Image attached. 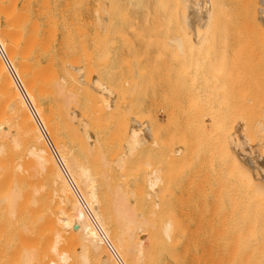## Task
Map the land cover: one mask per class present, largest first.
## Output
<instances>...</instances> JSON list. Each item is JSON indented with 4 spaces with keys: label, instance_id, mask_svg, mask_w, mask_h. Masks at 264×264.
Returning <instances> with one entry per match:
<instances>
[{
    "label": "bare ground",
    "instance_id": "1",
    "mask_svg": "<svg viewBox=\"0 0 264 264\" xmlns=\"http://www.w3.org/2000/svg\"><path fill=\"white\" fill-rule=\"evenodd\" d=\"M172 1L159 14L163 20L169 19H166L169 22L166 32L172 30L170 23L179 24L173 26L172 35L164 34L166 42L175 47H166L170 49L168 52L175 50V55L170 54L171 60L165 65L169 67L180 61L175 64L180 80L177 88L184 98L171 106L159 99L140 98L141 94L146 97L138 92L146 84L144 80L141 84L132 81L138 84L137 90L127 79L117 82L107 74L111 45L115 41H108L109 45L101 42L105 38L101 32L105 33L107 23L112 27L115 18L112 13L113 19L106 16L99 19L103 13L87 22L81 8L71 7L69 0H0V43L82 200L124 264H264V148H259L264 147V142L262 146L257 142L264 138L261 134L264 123L259 122L264 119L257 115L260 120L256 119L257 123L252 125V114L249 116L241 108L233 109V100L230 104L226 99L225 104L229 105H225L223 99L212 98L220 101L216 103L208 98L211 92H216L212 89H217V76H222L223 69L221 58H210L214 38L211 25L208 28L206 22L212 1L209 4L203 1V8L201 2L193 0ZM200 8L205 10L201 11L204 14ZM213 11L208 15L212 16ZM109 28L105 36L114 40L116 34L109 37ZM120 32L117 31V36ZM158 53L155 59L160 60L162 56ZM116 70L120 71V67ZM140 70L133 71H139L142 77L144 69L142 73ZM132 76L133 79L135 73ZM211 81H216L215 85ZM223 90L222 96L226 93ZM203 103H207L206 110L213 114L205 112L203 122L209 114L207 122L210 120L217 128L213 134L210 132L213 127L206 122L210 128L202 132L212 133L214 142L227 146L225 149L229 151L222 152L221 148L223 155L219 154L230 161L224 166L225 171L229 169L226 174L239 175L235 178L239 188L235 180L227 181L230 176L223 182L234 184L229 188L239 192L236 195L234 190L233 195H228L226 190L220 196L215 189L218 196L216 192L207 198L203 194L204 209H201L199 198L190 195L182 185H176V180L190 179L188 186L192 187V173L183 169L171 171L164 163L179 160L181 164L180 159L186 158L183 152L199 143L195 142V134L201 131L202 126L197 128L204 117ZM227 106L235 113L240 109L241 115L245 114L247 120L249 117V123L244 124L246 119L242 120L243 116L237 112L241 116L239 121L243 122L237 124L239 117L233 115V110L229 114ZM166 111L175 117L170 115L169 119ZM197 113L203 115L199 117ZM249 126H254L255 134L259 133H251ZM222 134L227 135L228 143ZM260 134L262 139L257 137ZM204 140L201 142H208ZM209 142V146L213 145ZM216 147L219 152L220 146ZM209 155L208 162L214 157V150ZM202 157L205 159V155ZM223 157L219 164L225 160ZM211 162L214 161L210 160V166ZM234 167L238 175H234ZM197 172L196 169L194 173ZM209 179L204 181L205 186ZM223 182L219 183L220 188ZM199 184L203 186L202 182ZM203 188L199 191L206 190ZM0 264H120L62 172L1 56Z\"/></svg>",
    "mask_w": 264,
    "mask_h": 264
},
{
    "label": "rangeland",
    "instance_id": "2",
    "mask_svg": "<svg viewBox=\"0 0 264 264\" xmlns=\"http://www.w3.org/2000/svg\"><path fill=\"white\" fill-rule=\"evenodd\" d=\"M69 1L71 4V7H74L75 5H77V6H79V9L81 8L80 12L82 13L83 18L84 19L86 18L85 21H87V22L90 18L92 20H93V18L98 19L99 17H101V15H103V13L105 14V15H103L104 17L102 16L99 19H105L106 17H107V19L108 18L113 19L114 15H115V18L113 19L114 23L112 22L113 23L112 27L109 28L110 27V26H108L109 23H107L106 25L108 27L105 25L104 26L105 29H103L105 31V33H107L108 28H109V34H108L109 37L112 34H113L112 36H114L116 34L115 35L116 37H113L114 40L110 39L111 37L109 39H107L108 36H105L107 34H105L104 32H101L102 37L103 36L105 38L107 37L106 39L101 38V42L103 40V42H105V43L107 42V45L110 44V43L108 44V41H115L114 44L116 43V46L113 44V42L111 43V44H113V45H111V47H112L111 48V55L112 56L110 55L111 58H109V60H110V62L108 64L109 70L107 73V74L112 76L114 81L117 80V82H118L122 78L124 81L127 79L126 82L128 81V83H129V81L132 83L133 80H135V81L138 80V82H137L138 84L146 82V84L148 85L146 87L147 90L145 88L146 84L144 83L143 85H141V87L144 86V87H142L143 89L141 88V90L138 91L140 93H145L146 97L144 96V94L139 95V97L140 98H147V99H152V98L153 99H159L161 101L167 102L168 104L164 103V105L167 104L168 106L173 105L174 101L176 102V101H179V100L184 98L180 94L179 89L177 88V84L179 83L180 80L178 78V73L176 70L177 67L175 64H178V62H180V61L177 60L176 61L177 63L174 61L175 63H173V64L169 63L171 65L169 67H167V65H165V63L168 64V60H171L170 54L171 55L174 54L175 50L171 49V50H173L172 53H171V51L168 52L170 49L167 50L166 47L169 46L167 48H170L172 46V44H170L169 41L166 42L167 39L165 40L164 38L166 37L167 34H169V36L172 35L173 34V31H172L173 26L177 27V26H179V24H177L175 22L170 23L172 30H171V32L167 31V32H169V33H167L166 29L169 27V25L167 26V24H169V22L166 21L167 17H165L166 19L163 20V16H161L159 14L163 10H167L169 8L170 4L173 2L172 0H113V1H111V0H83V1L82 0H78V1L77 0L76 1L75 0H69ZM193 1L194 2L196 1L197 3L201 2L200 7L203 8L202 3L205 5V3L206 2L208 3L209 0H193ZM203 1H205V3ZM211 1L213 4L211 3V5H210L208 3L209 9L205 7L206 10L208 9L207 10L208 12L206 11L208 14H210L211 10L213 11V7H214V11L212 13L213 17L208 15V14H207L208 18H207V16L205 17L208 20L206 22V24H207L206 26H208V28H209V26L211 25L210 26V28L212 29L211 35L214 38V40H212L213 41L212 42L213 48L210 50L211 51L210 58H211V60L212 59L219 60V58H221L220 63H221V67L224 70L222 69V71H221L222 76L220 75L221 72L219 74L220 76H217V78L219 80V81H217V82H219L218 84L216 83V81L210 82L212 86L215 85V83H216L217 89L213 88L212 90L213 91L216 90V92L215 93L211 92V96L208 98L210 100H212V98L213 99L217 98L220 101L222 99H223V101H225L227 99V101L230 104H231V101L233 100L234 102L232 101V104H231L232 108L233 109L241 108V110L244 113H247L248 115L252 114V116L250 118L252 120V122H250V124L252 123V125H255V124H253V122L257 123V121H256V119H258V118H256L257 115L260 116L259 118L264 119V117H262V115L264 116V0H211ZM211 1H209V2H211ZM181 2L184 3L185 0L184 1L182 0ZM105 5H107L108 7L105 8ZM98 6L100 7L99 9H101V11L98 9ZM210 6L212 7V9ZM202 8H200L201 10L199 9L200 12L203 10ZM105 9H106V11H104ZM92 11H94V12H92ZM203 11H205V10H203ZM106 12H108L109 14L106 15ZM110 13H112L114 15H110ZM201 13H203V12H201ZM97 15H100V16L97 17ZM117 15H118V17H117ZM210 17H211V19H210ZM209 19H210V21H209ZM90 20H89V22H90ZM167 20H169V19H167ZM162 22H164V23H162ZM115 27H117L118 30ZM131 28H132V30H131ZM117 31H121L120 32L121 35L117 36ZM102 33H104V34H102ZM164 34H166V35H164ZM121 37H123L122 40H121ZM163 42H164V47H162ZM221 43L223 46H221ZM117 44H118V46H117ZM172 48H175V47L172 46ZM116 50H117V52H116ZM158 52H160L161 53L160 55L162 56L160 58V60H157L158 56L156 57V55H159ZM164 52L168 53L167 56L165 55ZM218 52L219 53L221 52V54H218ZM143 53H145V54H143ZM222 53L223 54L225 53L224 54L225 56ZM214 55H215V57H214ZM219 55H222V57H219ZM119 56H121V57H119ZM169 56H170V58H169ZM140 57H143L144 59L142 58L143 60H141ZM176 57H177V59L179 58L178 55ZM124 58H126L125 59L127 61L126 63H128L129 66L125 64ZM137 58L138 59L140 58L141 62H138ZM155 58H157V59H155ZM225 60L227 63L225 62ZM117 61H118V64L119 63L121 64V62L123 61L122 64H124V66L122 64H121V66H120V64L118 65ZM133 62H134V65L132 64ZM135 65H137L138 67H136ZM119 67H120V71L118 70L119 71L118 72L116 70V68L119 69ZM121 67H123L122 71H121ZM134 68H135V70H138L140 68L142 70L144 69L143 70L144 75L142 74V77H141V74H139L140 73L139 71H138L139 73L136 71H133ZM136 68H138V69H136ZM152 68H153V70H152ZM165 68L169 69L168 73L166 72L167 69H165ZM129 69H130V71H129ZM147 69H149V70L151 69V70L149 71ZM142 70H140L141 73H142ZM113 71H116V73L117 72L118 73L117 74L115 72L113 73ZM133 72L135 73V76L132 79L131 77H133L132 75H134ZM165 72H166V74H162ZM110 73H113V74H110ZM136 73H138L139 79H137L138 75ZM223 73L225 75H223ZM159 76L162 78L159 79ZM123 80H122V82H123ZM142 80H144V82H142ZM138 84H133V85H135L136 89L139 88L138 86H136ZM219 84H220V86H219ZM221 84H223L224 87ZM224 88H225V90H223ZM136 89H134V91H135V93H138V92H136L138 89L137 90ZM222 90L224 92H226L227 94L225 93V95L222 96L223 95V93L221 94ZM146 92H147V94H146ZM193 97H196V96L194 95ZM189 98H191V97H189ZM196 99H197V97H196ZM196 99H193V100H196ZM217 99L212 100V101L216 102ZM220 101L219 102L217 101L216 103H220ZM227 101H225L224 104L227 103ZM216 103H215V105H217ZM234 103H236V105ZM195 105H197V104H195ZM203 105H204L203 109H205V110H202L201 112L204 111V113H203L204 115L202 113L201 114L197 113V114L199 115V117H201L202 115L204 117L201 118V120L199 119L200 120V122L198 123L199 126L195 122V124H196L195 128H196V126H198L197 129H199V127L202 126L200 129L201 131H196V133L198 135L199 134H201V135L198 136L195 134V142L198 141L199 143L195 146H191V148L193 147V149L195 147L194 152L196 151V153H195L196 155L194 154V152L192 153L193 149H190V150H186L188 152H191L190 154L187 153L186 151L183 152V155L186 154V158L184 157L183 159H185V160L189 159V161H187V160L183 161V159H180V160H182V161H180L181 162V164H180L178 162L179 160H177V161L175 160V161L170 162V163H167L168 162V160H167V162L165 161V163H164V164H167V166H170L168 168L171 171H174V170L180 171L183 169V170H185V171L187 170V171H189V173L193 174V176L191 174V178L193 177V179H194V180L192 179L194 182V183H192L193 184L192 187L188 186V183L190 184V182H188V180L190 181V179H188L186 181L185 180H181V181L176 180V185L177 186L182 185L181 187H185L187 189V192H189L190 195L199 198V206H201L199 208H201V209H204L203 208L204 202H202V200L205 198V195L207 198L208 196L213 195V193L216 192V190L218 193L219 192L221 193L220 196H222L226 192L228 195L229 194L231 195L233 192H235L234 190H236V189L229 188V186H231V185L234 186V184L230 185L229 183L223 182V180L226 181L228 176H230V175L226 174V173H229V172H227L229 169H227V171H225L227 167L224 168V166L227 165V163L230 164V161H229L228 157L227 158L223 157L219 153H222L223 150L225 149V147H227V146L223 147L221 144H217L216 140L214 142V139H216V138H215V135H213V134H215L214 129L217 128V126L215 125L216 127L214 128L213 124L210 123L211 122L210 120H209V122H207V120L209 119V114H210V116L213 114L211 112H209L208 110H206L205 105H207V103H203ZM225 105H229V104H225ZM237 105H239V106L235 107ZM227 107L229 110L231 106H227ZM232 108L230 109L231 111L230 110L228 111L229 114L233 113ZM241 110L239 109L237 111L239 115H241V112H242ZM239 111H240V113H239ZM166 112H168L167 115L169 116V119H170V115H172V117H175V116H173L174 115L173 113H169L170 111H166ZM205 112L206 113L208 112L209 114H208V119L203 122L202 119H206V117H205L206 113ZM214 113L216 114V112H214ZM221 113L219 112V114H221ZM236 113L234 111L233 115L235 114L236 117H239V118H236L238 121L237 124H239V122L241 124L242 120H245V119L246 120L244 121V124H246V121H247V123H249L250 120H249V117L247 114L246 115L248 117V120L244 114V116L241 115V116H243V118H242V120L239 121L241 116H239L238 114L236 115ZM175 114H176V112H175ZM217 114H218V112H217ZM165 119L168 120V117L165 116ZM258 120H260V119H258ZM263 121L264 120L259 121V122L264 123ZM206 122L208 123L209 126L211 125L213 127L212 131L209 130L213 134L212 133H210V134L206 133L208 131H206V132L204 131L205 133L202 132L203 129L208 130L210 128L206 124ZM204 123H205V125H204ZM261 126H263V125H261ZM261 126H260V128H261ZM244 127H245V125H244ZM251 127L249 126V129H252L250 132L252 133V131H253V133H254L256 131V129L254 128V126L252 128ZM258 127H259V125H258ZM257 129H258V131H260L259 128H257ZM261 129H263V128H261ZM261 131H260L261 134L263 133V135H264V130H261ZM217 132L220 134V130H218ZM257 133H259V132H256V134L255 133L254 134L257 135ZM205 135H207V137H205ZM210 135H213L212 138H210L211 137ZM224 135L225 134H222V136H224ZM260 135H258L257 137L258 138L260 137V139H262L261 137H263V135H261V136ZM200 136H203V137H201V139H205V140L207 139L208 142H209V140L211 141L213 139V141H211V142H213V145L211 144L209 146L207 144L208 142L205 143L206 145L204 144V142L202 143ZM257 137L255 136L254 139H256ZM228 139H227V135H225L224 141L226 142V140H227V143H228V141H229ZM195 142H194V144H195ZM211 142H209V144ZM257 142H260V144L261 143L263 144L264 138H263V141L257 140ZM52 143H53V141H52ZM256 144H258V143H256ZM260 144H258V146H260ZM262 144H261V146H262ZM53 145H54V143H53ZM206 146L207 147L209 146V147L207 148ZM216 146H220L219 152H218ZM214 147L216 148L217 152L215 151ZM221 148H223L222 152H220ZM229 148H230V146H229ZM259 148L262 149L264 147L262 146ZM213 150H214V155H213L214 157L209 159V162H210V160L214 161V162H211V164L214 165V166L211 165L212 168H214L213 171L215 170L214 173H213V171H211L212 168L209 165L208 159H206L208 157L210 151L213 152ZM225 151L227 153V151H229V150L225 149L224 152ZM192 154H194V155H192ZM229 154L230 155L232 154L231 156L233 158H235L233 151L232 152L230 151ZM189 155L190 156L192 155L193 157L191 156L192 157L191 158V157H189ZM204 155H205V159L202 157ZM217 155H219V157ZM222 155H223V153H222ZM216 156L218 158H216ZM220 157L225 158V160L228 159V161H225L222 158L225 161V162L221 161L222 164H224V165L219 164ZM197 158H199L201 163L199 162V160ZM229 158H230V156H229ZM206 160H207V163H206ZM230 160L232 161L233 159H230ZM187 162H188V165L190 162L189 167L187 165ZM198 163H199V165H198ZM232 163H234V162H232ZM237 163H238V160L236 159V165H237ZM260 163H262V162H260ZM182 164H184L183 167H181ZM201 165H203V166H201ZM179 166L181 168H179ZM229 166H231V165H229ZM232 166H235V164L234 165L232 164ZM217 168H218V170L220 168L219 172H218ZM221 168H222V172H220ZM232 168L233 167H231V170H232ZM196 169L198 172L194 173V172H196ZM233 170L235 172V167ZM206 171H207V173H206ZM236 172L234 173V175H238L237 174L238 172L237 173ZM215 173H217V174L214 175ZM220 173H222V174H220ZM217 175L219 178L217 177ZM238 176H233V177L230 176V179H228L227 181L233 183V180H235V178H237ZM205 178L207 180H208V178H210L209 179L210 182L208 181L209 183L208 182H206V183H208V184L211 183L209 185V186H211L210 189L212 188L211 190L207 189L208 184H206L207 186L204 185V181H207ZM202 179H203V181H201L202 185L204 186V188L206 190L201 189V191H199L200 188H203V186L201 187V184H199V183H201L199 181ZM221 181L223 182V184L220 188L219 183L221 184ZM186 182H187V184H186ZM224 183H226L228 185L226 187L227 189L225 188L226 184L224 185ZM235 184H237V188H239V184H238L237 180H235ZM186 186H188L189 188ZM218 187L222 191H220V190L218 191V189H219ZM195 189H197L199 192L197 190L195 192ZM206 191H207V193H210V194L205 193ZM237 191L238 190H236V192H235L236 195H238ZM217 192L215 194L218 196ZM203 194H205V195H203Z\"/></svg>",
    "mask_w": 264,
    "mask_h": 264
},
{
    "label": "built area",
    "instance_id": "3",
    "mask_svg": "<svg viewBox=\"0 0 264 264\" xmlns=\"http://www.w3.org/2000/svg\"><path fill=\"white\" fill-rule=\"evenodd\" d=\"M0 56H1V58H2V59L8 64L9 69H10V72H11V74H12L14 80L16 81L18 87L20 88L21 93H22L23 97L25 98V100H26V102H27V104H28V107H29V110H30L31 114H32L33 117L35 118V120H36V122H37V125L39 126L40 130L43 132V134H44V136H45V138H46V140H47L49 146L51 147V149H53L54 154H55V157H56V159H57V161H58V163H59V165H60V167H61L62 172L64 173L65 177H66L67 180L69 181L70 185L73 187V189H74L75 193L77 194V196L81 199V201H82V203H83V206H84L85 210H86L87 213L89 214V216H90L92 222L94 223V225L96 226L98 232L102 235V237H103V239H104V241H105L107 247H108V248L110 249V251L113 253V255H114V257L117 259V261H118L120 264H124L123 261H122V259H121L120 256L118 255V253L115 251V249H114L113 245L111 244L110 240L107 238V236H106L105 233L103 232L102 228L99 226V224H98V223L96 222V220L94 219L93 215L91 214V211H90V210L88 209V207L85 205V203H84V201L82 200V198H81V196H80V194H79L77 188L75 187V185H74L72 179L70 178L69 173L67 172V170H66V168H65V166H64V163L62 162V160H61L60 157L58 156L57 152L54 150L53 145H52V143H51V141H50V139H49V137H48V135H47L46 129H45L44 125L42 124V122H41V120H40V118H39V116H38V114H37V112H36V110H35V108H34L32 102H31L29 96H28L27 92L24 90V88H23V86H22V84H21V82H20V80H19L17 74L14 72L13 68L11 67V65H10L9 62H8V59H7L6 53H5V51H4L3 46L1 45V43H0Z\"/></svg>",
    "mask_w": 264,
    "mask_h": 264
}]
</instances>
